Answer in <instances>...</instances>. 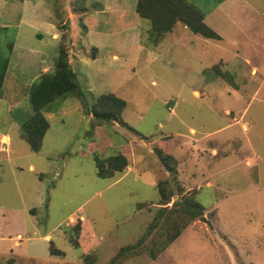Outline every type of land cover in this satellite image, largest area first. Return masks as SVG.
<instances>
[{
    "label": "rangeland",
    "instance_id": "obj_1",
    "mask_svg": "<svg viewBox=\"0 0 264 264\" xmlns=\"http://www.w3.org/2000/svg\"><path fill=\"white\" fill-rule=\"evenodd\" d=\"M137 1L0 0V264H264V0H187L222 39L177 24L159 44ZM62 49L88 103L46 112L35 153L22 132L31 87ZM109 93L127 102L123 123L89 115ZM119 154L127 168L98 177L96 158ZM162 181L175 196L153 228ZM175 202L203 214L168 242Z\"/></svg>",
    "mask_w": 264,
    "mask_h": 264
},
{
    "label": "trees",
    "instance_id": "obj_2",
    "mask_svg": "<svg viewBox=\"0 0 264 264\" xmlns=\"http://www.w3.org/2000/svg\"><path fill=\"white\" fill-rule=\"evenodd\" d=\"M224 0H219L218 4ZM136 13L140 18L148 20L151 24L149 37L155 44H159L161 39L167 33L173 31L177 24H182L192 33L202 36L206 39L219 41L221 36L210 27L205 21V13L195 4L187 0H138L136 4ZM8 62V61H7ZM6 65L4 71L0 73V96H2V86L5 78ZM217 75L223 79L231 80L230 75L222 73L218 67ZM70 96H78L82 103L87 105V98L84 89L79 83L76 72L72 69L67 51L61 50L60 56L56 62L53 73H45L39 81L31 87L30 102L33 114L22 124V132L32 152H39L42 148L43 140L50 128L46 112L54 109V105L60 100H65ZM127 107V102L115 94H103L97 101L89 106V115L96 122H121L122 113ZM158 157L162 166L171 174H176L175 158L171 155H162L158 153ZM97 176L100 178H115L117 174L122 173L128 166V159L125 155L119 154L109 157L105 160L96 158ZM160 195L159 205L163 210L156 217L153 228L161 219L162 214H167L168 204L172 202L174 194L172 190L165 184L160 182L157 185ZM176 212L179 213L174 221L166 218L164 223V232L169 234L168 242L175 241L181 234L182 228L177 225V220L194 219L199 214H203V209L198 202L178 203ZM165 212V213H164ZM166 216V215H164ZM152 228V229H153ZM70 231L73 232L72 243L79 247V238L82 233V224L77 223ZM129 249V248H128ZM52 256L64 257L65 253L59 249L51 250Z\"/></svg>",
    "mask_w": 264,
    "mask_h": 264
},
{
    "label": "water",
    "instance_id": "obj_3",
    "mask_svg": "<svg viewBox=\"0 0 264 264\" xmlns=\"http://www.w3.org/2000/svg\"><path fill=\"white\" fill-rule=\"evenodd\" d=\"M202 220L208 222L205 218H202ZM208 223H209V222H208ZM209 224H210V223H209Z\"/></svg>",
    "mask_w": 264,
    "mask_h": 264
},
{
    "label": "bare ground",
    "instance_id": "obj_4",
    "mask_svg": "<svg viewBox=\"0 0 264 264\" xmlns=\"http://www.w3.org/2000/svg\"><path fill=\"white\" fill-rule=\"evenodd\" d=\"M5 140L8 141V138L6 137Z\"/></svg>",
    "mask_w": 264,
    "mask_h": 264
},
{
    "label": "crops",
    "instance_id": "obj_5",
    "mask_svg": "<svg viewBox=\"0 0 264 264\" xmlns=\"http://www.w3.org/2000/svg\"><path fill=\"white\" fill-rule=\"evenodd\" d=\"M244 128H246V127H244ZM6 138V136L4 137V139ZM9 139V138H8Z\"/></svg>",
    "mask_w": 264,
    "mask_h": 264
}]
</instances>
